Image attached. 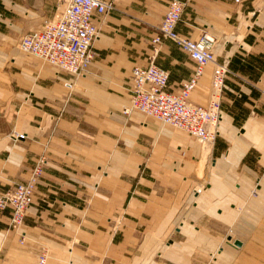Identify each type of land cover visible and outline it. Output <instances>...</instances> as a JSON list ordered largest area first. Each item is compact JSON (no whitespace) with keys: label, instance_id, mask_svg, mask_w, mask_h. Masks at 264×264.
<instances>
[{"label":"crops","instance_id":"0c3cea01","mask_svg":"<svg viewBox=\"0 0 264 264\" xmlns=\"http://www.w3.org/2000/svg\"><path fill=\"white\" fill-rule=\"evenodd\" d=\"M169 2L118 0L95 13L94 59L73 78L19 47L65 4L0 0V193L48 161L24 224L12 230V208L0 211V264H35L43 243L48 264H264V0H190L177 25L188 38L212 35L229 62L205 152L181 130L123 113ZM156 64L171 92L197 66L171 40ZM212 70L194 100L207 101Z\"/></svg>","mask_w":264,"mask_h":264},{"label":"built area","instance_id":"2783aa9c","mask_svg":"<svg viewBox=\"0 0 264 264\" xmlns=\"http://www.w3.org/2000/svg\"><path fill=\"white\" fill-rule=\"evenodd\" d=\"M61 1L65 4L61 12L47 19L40 28L23 36L19 47L48 62L58 71H67L76 77L85 76L94 59L93 45L100 33L93 22V15H106L110 9L115 8V1L118 0ZM189 2L170 0L167 12L158 26V34L152 39L153 53L148 65L133 69L131 97L123 112L130 114L139 111L183 130L203 146L213 145L222 117L221 102L230 71L229 62L216 59V39L207 32L198 38H188L178 32L177 25ZM166 40L175 42L197 64L193 76L182 83L178 92L168 90L170 73L156 64L158 53ZM208 65H212L213 70L207 103H195L192 94L199 87ZM10 137L13 141H19L25 134L13 131ZM47 162V157L42 155L28 179L0 193V211L9 207L13 210L10 222L12 230H18L24 224L28 210L37 196V185ZM50 257L51 248L48 245L42 246L37 264H48Z\"/></svg>","mask_w":264,"mask_h":264},{"label":"rangeland","instance_id":"374dc122","mask_svg":"<svg viewBox=\"0 0 264 264\" xmlns=\"http://www.w3.org/2000/svg\"><path fill=\"white\" fill-rule=\"evenodd\" d=\"M161 23V22H160ZM159 23V24H160ZM159 26V25H158ZM157 30H158V27H157ZM200 36V35H199ZM199 36H197V37H195V38H198ZM70 75V74H69ZM70 76H72L73 78H77L76 76H74V75H70ZM130 83H131V79H130ZM193 101L195 102V103H199V104H206L207 103V101H204V102H198V101H196V100H194L193 99ZM128 104H129V101H128ZM124 113V112H123ZM125 114V113H124ZM126 115H128V114H126ZM146 117H149V119H153L154 117H152V116H146ZM156 121H158L160 124H162V125H166V126H170V127H172V128H174V129H178V128H176V127H174V126H172V125H170V124H164V123H162L161 121H159L158 119H156V118H154ZM178 130H181V129H178ZM181 131H183V130H181ZM184 132V131H183ZM186 133V132H185ZM201 144V143H200ZM202 145V144H201ZM203 146V145H202ZM205 149H206V147L204 148V152H205ZM204 154V153H203ZM207 155H208V153H207ZM208 159V158H207ZM202 190V188H200V189H198V191H201ZM23 235H25V233L23 232ZM21 243H22V240H21ZM24 244V243H23ZM44 245H48L50 248H51V253H52V251H53V247L51 246V245H49L48 243H43V244H41V245H38L37 246V250H36V263L35 264H37V261H38V256H39V253H40V250H41V248H42V246H44Z\"/></svg>","mask_w":264,"mask_h":264},{"label":"water","instance_id":"95a60500","mask_svg":"<svg viewBox=\"0 0 264 264\" xmlns=\"http://www.w3.org/2000/svg\"><path fill=\"white\" fill-rule=\"evenodd\" d=\"M236 244H237V245H240L241 242H240L239 240H236Z\"/></svg>","mask_w":264,"mask_h":264},{"label":"bare ground","instance_id":"6f19581e","mask_svg":"<svg viewBox=\"0 0 264 264\" xmlns=\"http://www.w3.org/2000/svg\"><path fill=\"white\" fill-rule=\"evenodd\" d=\"M211 146H212V145H205V146H203V148H205V147H209V148H211Z\"/></svg>","mask_w":264,"mask_h":264}]
</instances>
